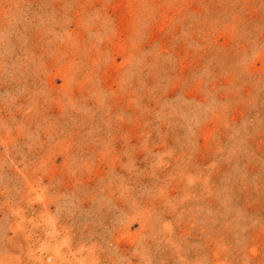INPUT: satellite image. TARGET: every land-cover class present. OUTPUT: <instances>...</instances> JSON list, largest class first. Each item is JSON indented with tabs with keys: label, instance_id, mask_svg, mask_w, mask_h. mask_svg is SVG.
<instances>
[{
	"label": "rangeland",
	"instance_id": "obj_1",
	"mask_svg": "<svg viewBox=\"0 0 264 264\" xmlns=\"http://www.w3.org/2000/svg\"><path fill=\"white\" fill-rule=\"evenodd\" d=\"M0 264H264V0H0Z\"/></svg>",
	"mask_w": 264,
	"mask_h": 264
}]
</instances>
